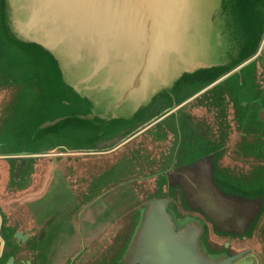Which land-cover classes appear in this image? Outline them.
I'll return each mask as SVG.
<instances>
[{
    "label": "water",
    "instance_id": "water-1",
    "mask_svg": "<svg viewBox=\"0 0 264 264\" xmlns=\"http://www.w3.org/2000/svg\"><path fill=\"white\" fill-rule=\"evenodd\" d=\"M222 2L2 0L7 41L43 51L45 60L59 74L63 89L88 105L75 107L77 115L72 117L69 137L73 147L57 149L55 145L54 150L45 151L47 134L53 138L59 131L55 128L70 120L66 116L40 127L38 136L31 135L30 140H36L39 146L35 150L13 154L2 152L0 147V162L8 165L9 187L14 190L3 192L0 199H16L23 190L49 176L50 185L59 191L64 189L60 199L66 201L69 194V200L76 202L79 217L88 205L95 204L96 217L118 221L109 240L98 246L106 251L97 264H264V133L247 130L252 121L248 122L249 116L263 125L264 108L252 98L242 99L228 106L220 117V108L208 100L193 105L233 76L241 77L244 69L264 56V31L250 56L146 122L118 130L116 138L97 145L90 124L94 119L107 126L120 122L123 112L118 111L127 107V101L135 99L138 110L151 96L169 91L182 76L213 68L210 56L216 55L210 51L211 46H204L207 52L201 57L189 45L194 41L206 44L207 39L215 38L213 23ZM230 17L233 14L229 13ZM256 77L264 88V63H259ZM189 108L188 118L204 119V124L187 122V139L179 130L174 142L171 132L154 130L172 117L178 121L179 114ZM220 130H226L222 140ZM144 138L156 145L161 143L164 153L172 149L175 159H180L177 162L173 158V163L151 171L149 176L155 183L149 189L153 192L135 183L137 179L96 190V177L117 161L123 148ZM141 144L135 145V151L142 149ZM252 162L258 169L246 183L225 172L231 167L246 169ZM6 181L4 178L0 183ZM126 183V191L136 198L130 205L133 216L128 220L121 212L108 213L110 208L125 205L122 188ZM70 187L74 190L72 197ZM141 188H146L145 194ZM6 219L4 215L0 264H31L39 240L23 234L17 224L7 225ZM85 251L82 245L81 252ZM90 255L94 252L80 254L77 264H89L86 260Z\"/></svg>",
    "mask_w": 264,
    "mask_h": 264
},
{
    "label": "rangeland",
    "instance_id": "rangeland-1",
    "mask_svg": "<svg viewBox=\"0 0 264 264\" xmlns=\"http://www.w3.org/2000/svg\"><path fill=\"white\" fill-rule=\"evenodd\" d=\"M0 0V147L4 153H21L24 150L32 151L39 147L36 140H30V137L38 136L40 133L38 129L44 127L48 123H52L64 116L70 117V120L61 123L55 129H59L56 135L45 140L48 145L45 151L54 150L55 145L57 149L70 148L74 145L70 140V128L72 117L76 116V106L86 105V101L77 97L71 91L64 90L62 80L55 70L53 64L45 60L44 52L37 47H22L15 42H8V37L4 31L3 21V6ZM221 12L219 11L216 20L213 23V33L215 38L207 39L206 44H199L194 41L190 47L202 57L204 52H207L204 46H211L210 51L216 56L207 58L213 68L208 70L196 71L193 75H184L177 82L172 84L169 91L163 94L151 96L143 108L137 110V103L135 99L127 101V107L118 112H123L122 117L112 125L107 126L104 122L94 119L93 125V142L94 145L102 140L116 138L118 130H124L136 124L146 122L153 116L159 115L164 109L170 108L175 103H179L188 96L198 92L206 87L213 79L223 74L229 68L233 67L239 61L250 56L257 49V44L264 31V0H223ZM228 12V13H227ZM229 13L233 17L229 18ZM228 14V15H226ZM239 18V20H238ZM238 39L231 40L230 38ZM205 42V41H204ZM206 48V47H205ZM264 55V52H263ZM259 63H264V56L255 63L243 70L241 77L233 76L230 80L216 87L214 90L208 92L196 101L193 105L204 103L207 100L209 104L220 108L218 116L224 117V112L228 106H232L237 101L247 99L248 101L255 100L258 105L264 108V88L259 84L256 77L259 69ZM243 79V84L241 83ZM246 79L249 83H246ZM250 84V85H249ZM77 97V98H76ZM211 100V101H210ZM88 105V104H87ZM191 108V107H190ZM189 109L182 111L179 114L178 121L172 117L154 130L161 132L166 129L171 132L173 142L178 139L177 131H181L182 137L189 136L187 129V122L192 125L202 122V120H192L188 118ZM231 107H229L230 109ZM236 109V107H235ZM253 117V116H252ZM251 121L250 128L254 129L260 134L264 133L263 125L256 124L254 118L248 117V122ZM226 123V122H225ZM227 125V124H226ZM109 129L106 132V129ZM73 128H77L76 124ZM113 129V130H112ZM49 133V132H47ZM117 134L113 136L112 134ZM228 133V130H227ZM220 140L226 134V130L218 132ZM32 135V136H31ZM113 136V137H112ZM153 136V135H151ZM258 136V135H256ZM166 139L164 140L167 142ZM119 138V137H118ZM117 138V139H118ZM205 142L208 141L206 135L202 137ZM116 139V140H117ZM259 140V138H256ZM38 140V139H37ZM48 141V142H47ZM141 150L135 151V145L141 143ZM258 142V141H257ZM80 142L74 144L77 145ZM114 143V142H113ZM99 144V143H98ZM97 145V144H96ZM208 145V144H204ZM254 146V145H253ZM252 149V146L249 150ZM172 150V149H171ZM170 150L164 153V147L160 144L156 145L151 139L144 138L143 140L133 143L122 149L121 156L112 164L107 170L103 171L95 179V189L101 186L105 188L112 185H119L121 183H131L137 179L135 183H141L146 188H153L154 178L149 176L151 171H156L158 167L173 163L175 155ZM132 151V152H131ZM161 156V160H159ZM111 159L107 161H111ZM177 162L178 158L175 159ZM154 167V168H153ZM246 169H227L233 179L238 182L246 183L254 175L257 166L251 164ZM147 174V175H146ZM122 188L125 192V205L122 208H110L108 213L121 212L126 220L133 216V208L131 204L136 198L130 196L126 191L129 184ZM249 183V182H248ZM146 188H141L146 191ZM140 189V191H142ZM139 190V188H138ZM118 191V190H117ZM115 191V195H117ZM152 193L153 190L149 189ZM145 194V193H144ZM131 197V198H130ZM127 205V206H126ZM264 231V221L262 223ZM106 251L99 248L96 244L94 255H90L86 261L89 264H97L102 259V253ZM103 258H106L105 255ZM85 260V259H84ZM93 261V262H92ZM87 262H84L86 264ZM101 264V263H100Z\"/></svg>",
    "mask_w": 264,
    "mask_h": 264
},
{
    "label": "crops",
    "instance_id": "crops-1",
    "mask_svg": "<svg viewBox=\"0 0 264 264\" xmlns=\"http://www.w3.org/2000/svg\"><path fill=\"white\" fill-rule=\"evenodd\" d=\"M43 164L45 165L39 162V165ZM8 176V165L0 162V182L4 178L7 180L6 184L0 183V195L3 192H14L9 187ZM48 178L46 176L42 183L23 190L16 199H0V235L5 215L7 225L17 224L23 234H28L30 239L39 240L37 253L30 259L31 264H77L80 254L83 256L94 252L96 244L105 245L118 221L96 217L95 204L88 205L79 217V213L76 214L78 205H74L76 202L69 200V194L66 201L60 199V195L65 193L62 192L64 189L59 191L57 186L50 185ZM73 192L70 187L71 197ZM97 219L100 221L96 226ZM82 245L86 246L87 252H81ZM3 247L4 242L0 237V255Z\"/></svg>",
    "mask_w": 264,
    "mask_h": 264
},
{
    "label": "flooded vegetation",
    "instance_id": "flooded-vegetation-1",
    "mask_svg": "<svg viewBox=\"0 0 264 264\" xmlns=\"http://www.w3.org/2000/svg\"><path fill=\"white\" fill-rule=\"evenodd\" d=\"M240 155H241V159H242V160H245V159H246V158H244V157H243V155H244L243 153H242V154H240ZM242 157H243V158H242ZM251 164H253V162H252ZM178 201H179L178 203L180 204V203H181V201H180V200H178Z\"/></svg>",
    "mask_w": 264,
    "mask_h": 264
}]
</instances>
